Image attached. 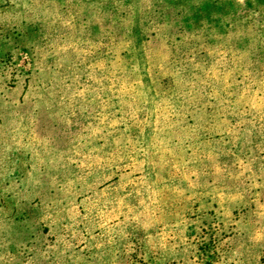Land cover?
<instances>
[{
  "label": "rangeland",
  "instance_id": "rangeland-1",
  "mask_svg": "<svg viewBox=\"0 0 264 264\" xmlns=\"http://www.w3.org/2000/svg\"><path fill=\"white\" fill-rule=\"evenodd\" d=\"M0 264H264V0H0Z\"/></svg>",
  "mask_w": 264,
  "mask_h": 264
}]
</instances>
